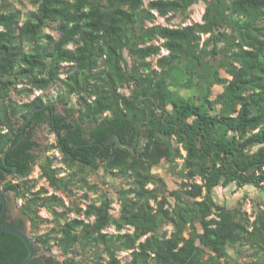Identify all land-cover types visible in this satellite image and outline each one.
Masks as SVG:
<instances>
[{
	"label": "trees",
	"instance_id": "obj_1",
	"mask_svg": "<svg viewBox=\"0 0 264 264\" xmlns=\"http://www.w3.org/2000/svg\"><path fill=\"white\" fill-rule=\"evenodd\" d=\"M21 1L0 0V167L16 169L0 173V188L22 202L0 227L26 232L28 221L35 253L58 247L63 257L29 264H264V0ZM198 3L200 22L155 23ZM41 125L55 136L43 150ZM54 149L65 175L46 155ZM160 164L177 189L155 173ZM35 166L51 194L29 180ZM99 171L124 182L116 216L88 181ZM231 185L255 195L220 204L215 190ZM41 210L52 227L39 234ZM26 254L0 234V264Z\"/></svg>",
	"mask_w": 264,
	"mask_h": 264
},
{
	"label": "rangeland",
	"instance_id": "obj_2",
	"mask_svg": "<svg viewBox=\"0 0 264 264\" xmlns=\"http://www.w3.org/2000/svg\"><path fill=\"white\" fill-rule=\"evenodd\" d=\"M16 8H19L21 10H27L30 9V6L28 4V2L26 0H22L21 3H15ZM204 12V5L202 3H198L194 6L191 7L190 11L188 12V15L185 17L183 15H177L176 17H174L170 23H167L165 21L164 18H157L156 20V24H162V25H170V26H185L187 24H192L194 22H200L201 21V16ZM47 32H50L51 34H53L54 36H58L57 32L55 31V26L51 25V27L48 29ZM222 75H224V73H222ZM222 90V87L220 86H214L213 88V96L212 98L219 93ZM59 93V87H55L52 88L50 91L46 92L45 94H43L45 100H50L52 103L55 100V97L57 96V94ZM39 94H42L41 92H35L33 96H31L30 98L32 99L34 96H37ZM15 99L17 100H22V101H27V98H21L19 96H15ZM57 110L58 111H62V108L60 105H57ZM35 140L37 141V143L40 145V150H43L44 148L51 146V145H55V136L50 132L49 128L47 125H41L39 126L36 131H35ZM47 156L54 158V166L57 168H62V175H65L66 172L64 171V167L63 165L60 163V159L61 156L59 154V152L54 149L51 150L49 152L46 153ZM155 173L162 176L165 181H166V185H167V190L171 191L174 189L178 188V184L177 181L174 179V177H171V175H169L166 172V165L165 164H160L158 167L155 168ZM29 180L32 181L35 185H36V190L44 187L48 189L49 194L52 193V190L48 188V184L47 182H45L44 179H40V169L38 166H35L30 177ZM88 181L91 184H96L99 187V191L101 193H106L114 200V203L112 204V211L111 213L113 215H117L118 214V210H119V204L117 202V191L124 185L123 180L120 179H110L109 180V184H108V176L104 177L101 172H97L96 174H90L88 176ZM84 193V191H81L79 193V196H81ZM215 194L216 197L218 199V202L220 204H224L227 207H235L238 203L239 200H241V198H243L245 195L247 196H253L255 195V191L254 189H252L251 187H244L241 190L236 189V187L234 185H231L229 187L226 188H222V187H218L215 190ZM91 198H95L97 196H95L93 193H89ZM80 198H76V200H79ZM8 200L10 203V210L12 215L14 216H21V213L19 211V206L22 204L21 200H16L14 194H8ZM65 201L68 203V200L65 199ZM172 204V200H169ZM253 210V204L250 201V199H246V201L244 202L243 205V211H246L248 214H250ZM39 216L45 220L44 223H42V225L40 226V229L38 231L39 234H42L46 231H48L51 227H52V216L46 212L45 210H41L39 212ZM75 215L74 214H70L69 217L73 218ZM164 229L167 231H171V227L170 226H164ZM108 232H112L113 229L110 228L107 230ZM26 232L29 236H33L32 235V228L30 226V223L27 221L26 222ZM43 252V251H42ZM55 258L58 261H62L63 257L61 256V253L58 249V247H53L52 249V253ZM120 258L122 260H126L128 259V253H121L120 254Z\"/></svg>",
	"mask_w": 264,
	"mask_h": 264
},
{
	"label": "water",
	"instance_id": "obj_3",
	"mask_svg": "<svg viewBox=\"0 0 264 264\" xmlns=\"http://www.w3.org/2000/svg\"><path fill=\"white\" fill-rule=\"evenodd\" d=\"M8 151H9V149L6 152H8ZM4 162H5V160H4ZM0 170H3V169L0 167ZM11 171L15 172L16 169L13 167L11 169ZM0 203L2 206V208L0 210V216H1L7 208V200H6V197L4 196V194L2 193L1 188H0ZM1 233H10V234L18 237L23 242V244L27 250V254H26L25 258L19 264H29L35 257H37V254L35 253V250H34V245L32 244V242H31V240L28 237L26 232H23L19 229L13 228V227L3 226V227H0V234ZM39 255L51 256L52 254L48 253V252H41V253H39Z\"/></svg>",
	"mask_w": 264,
	"mask_h": 264
},
{
	"label": "flooded vegetation",
	"instance_id": "obj_4",
	"mask_svg": "<svg viewBox=\"0 0 264 264\" xmlns=\"http://www.w3.org/2000/svg\"><path fill=\"white\" fill-rule=\"evenodd\" d=\"M3 169V168H2ZM0 173H2V174H4V175H6V178L7 179H9V178H11L12 176H13V174H14V172H7V171H5L4 169L3 170H0ZM7 200V206H8V208H10V203H9V200L8 199H6ZM12 217L13 218H19L20 216H14V215H12ZM27 233V232H26ZM28 235V234H27ZM28 237H29V235H28ZM42 251H44V250H41V251H39L38 253H37V256L39 257V256H43V255H39V253H41Z\"/></svg>",
	"mask_w": 264,
	"mask_h": 264
},
{
	"label": "crops",
	"instance_id": "obj_5",
	"mask_svg": "<svg viewBox=\"0 0 264 264\" xmlns=\"http://www.w3.org/2000/svg\"><path fill=\"white\" fill-rule=\"evenodd\" d=\"M112 229H113V228H112ZM110 232H111V231H110ZM113 232H114V229H113L112 233H113ZM43 252H45V251H43ZM46 256H49V255H46ZM51 257H53V258L55 259V261L60 262V261H58V260L55 258V256H54L53 254L51 255ZM128 258H129V254H128ZM62 261H63V260H62ZM62 261H61V262H62ZM61 262H60V263H61Z\"/></svg>",
	"mask_w": 264,
	"mask_h": 264
}]
</instances>
